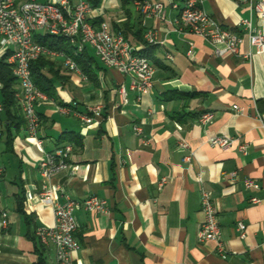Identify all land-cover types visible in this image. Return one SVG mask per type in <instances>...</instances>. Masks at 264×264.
Returning a JSON list of instances; mask_svg holds the SVG:
<instances>
[{
    "label": "crops",
    "instance_id": "1",
    "mask_svg": "<svg viewBox=\"0 0 264 264\" xmlns=\"http://www.w3.org/2000/svg\"><path fill=\"white\" fill-rule=\"evenodd\" d=\"M148 1L160 4V11L145 14L132 4L127 16L119 0H102L89 13V20L104 21L112 31L127 22L143 38L153 34L147 95L137 100L133 77L104 67L87 47L83 77L66 70L61 58L44 59L54 97L36 108L40 146L28 136L23 118L0 113V264H56L53 246L36 235L54 224L53 206L38 201V163L63 145V133L78 136L80 146L69 159L72 172L48 182L59 187L55 202L96 196L108 206L102 214L76 211L74 264H264V55L214 57L207 41L175 23L183 0ZM200 7L222 28L238 31L240 21L250 19L264 32V19L233 0H200ZM129 40L137 52L143 49ZM248 52L244 38L241 53ZM120 86L127 94L124 106L118 103ZM58 105L80 113L100 106L101 115L86 124L59 113ZM205 112L213 118L203 126L198 119ZM214 136L235 143L212 147L208 139ZM182 142L187 148H180ZM246 178L259 188L246 189ZM201 191L217 209L226 258L214 242L197 238ZM239 223L245 226L242 239Z\"/></svg>",
    "mask_w": 264,
    "mask_h": 264
},
{
    "label": "built area",
    "instance_id": "2",
    "mask_svg": "<svg viewBox=\"0 0 264 264\" xmlns=\"http://www.w3.org/2000/svg\"><path fill=\"white\" fill-rule=\"evenodd\" d=\"M237 5L244 6L254 16L264 19V0H233ZM145 14L160 11L161 5L150 1L134 2ZM174 7H176L174 5ZM90 5L85 0H0V59L4 58L12 76L16 81L15 100L22 113L28 136L37 145L41 119L37 106L49 102V97L39 90L31 77L30 65L39 58H61L63 67L71 73H79V67L72 56L60 50H52L39 44L35 36L48 34L61 37L73 47V55L81 54L90 47L100 63L107 68H113L123 74L133 77L131 89L137 93V100L147 95L153 85L154 67L148 58L137 54L121 33L113 32L109 25L101 21L94 25L89 20ZM175 23L190 33L200 36L213 47V56H242L249 59L251 55H264V32L252 26L250 19L240 21L238 31L222 28L201 7L200 0H183ZM246 39L250 52L241 53L242 42ZM147 44H155V38L148 32L144 36ZM192 54V45L188 51ZM1 87V84H0ZM119 105L127 104V94L123 86L118 89ZM236 109V107H234ZM56 110L61 114H74L83 123L90 124L100 118L101 107H89L85 113L74 111L69 106L58 105ZM3 111L0 102V113ZM212 113L200 115V125H207L212 120ZM136 134H141V127L134 125ZM234 139L224 136H214L208 139V144L221 149L231 148ZM242 152L245 147L237 145ZM180 148H187L185 142ZM74 151L71 143H64L53 152L46 153L38 163V172L42 180L38 201L46 206H53L54 224L48 228H40L36 235L43 245H52L56 264H74L72 253L78 249L74 237L77 230L76 211L82 209L88 213L102 214L108 212L105 200L96 196L78 201L66 196L64 202L57 203L56 193L59 187L49 185V180L61 173L72 172L69 162ZM0 170V174H1ZM235 172L232 173L235 176ZM165 182L162 179L160 185ZM246 189H257L259 185L252 179H244ZM201 214L197 238L200 242L215 243L217 254L226 258L227 251L221 241L217 209L208 192L201 191ZM251 203H259L251 198ZM239 238L245 236V226L237 225Z\"/></svg>",
    "mask_w": 264,
    "mask_h": 264
},
{
    "label": "trees",
    "instance_id": "3",
    "mask_svg": "<svg viewBox=\"0 0 264 264\" xmlns=\"http://www.w3.org/2000/svg\"><path fill=\"white\" fill-rule=\"evenodd\" d=\"M91 7V9H96L101 5L102 0H85ZM144 2L148 0H119L121 8L124 10V13L128 16L129 11L126 9L128 6L134 4V2ZM90 22L94 25L99 24L101 21L98 19L96 21L90 20ZM115 33H121L124 38L129 42V36L131 38L141 44L143 49L137 52V54L148 57V44L143 38V33L139 31H132V26H130L127 22L117 25L116 29H114ZM36 41L48 47L52 50H60L65 52L66 54L72 56L75 63L81 69L83 74H88L87 70L84 68V63H89L90 59L88 58L86 49L81 54L73 55V47L70 46L67 40L61 37H54L48 34H41L35 36ZM46 66V61L44 58H39L36 61L32 62L30 65L31 77L35 84V86L44 92L47 96L53 98L54 90L52 80L43 72V68ZM0 102L3 107V112L9 117V119L14 120H22L23 116L20 108L15 100V92H16V81L11 74V71L7 64L4 61V58L0 59ZM21 114V115H20ZM24 121V119L22 120ZM59 140L64 143H71L74 147L80 146L79 137L74 136L71 133H63ZM20 208V205H19Z\"/></svg>",
    "mask_w": 264,
    "mask_h": 264
}]
</instances>
